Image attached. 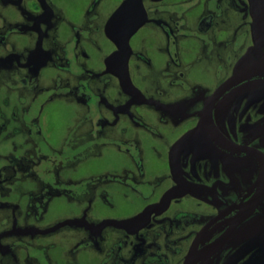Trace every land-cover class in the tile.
Returning a JSON list of instances; mask_svg holds the SVG:
<instances>
[{
	"label": "flooded vegetation",
	"instance_id": "obj_1",
	"mask_svg": "<svg viewBox=\"0 0 264 264\" xmlns=\"http://www.w3.org/2000/svg\"><path fill=\"white\" fill-rule=\"evenodd\" d=\"M263 58L264 0H0V264H264V70L213 98ZM62 98L89 131L65 127L40 187V118ZM73 131L129 155L100 195L130 209L49 208Z\"/></svg>",
	"mask_w": 264,
	"mask_h": 264
},
{
	"label": "rangeland",
	"instance_id": "obj_2",
	"mask_svg": "<svg viewBox=\"0 0 264 264\" xmlns=\"http://www.w3.org/2000/svg\"><path fill=\"white\" fill-rule=\"evenodd\" d=\"M189 47L190 52L184 54L185 59L193 57L194 50ZM161 59H158L157 66H155L156 72H158L161 65ZM194 72V71H192ZM160 80L164 82V79ZM168 81V80H166ZM166 83V82H164ZM177 94V93H175ZM84 110L80 104L76 105L74 102L67 100L66 98L55 99L53 102L46 104V107L41 114L40 122L44 125V135L49 139L48 142L41 141V143L35 146V150L38 155H45V160L41 162L39 171L42 175L39 186L46 185L53 171L60 166V159H58V150L61 148L59 142V135H64L66 126L74 124L82 118L80 113ZM77 120V121H76ZM80 122V121H79ZM80 127H86L80 122ZM70 129V128H69ZM87 130V127L86 129ZM85 130H83L85 132ZM89 131V130H87ZM72 132V137H69L66 148H69L68 155L70 162L67 164L69 173L73 180L71 192L69 195L55 197L54 195L49 204V208L60 209L61 207H71L72 209L80 208L82 204H93L94 207H100V213L103 208L108 207V203H115V205L123 208H119L118 211L130 209L132 203L128 204L132 200H139L137 196H133L128 200L124 196L110 192L113 196L102 197L100 195V178L106 175L105 172L110 173L113 170H117L125 165L133 168V163L130 161L128 154L117 150V147L102 144L100 142V136L93 138L91 134L84 136V139L77 138ZM43 135V136H44ZM61 135V136H62ZM27 138V137H26ZM92 138V139H90ZM143 149L145 152L147 168L149 171L157 172L163 171L164 164L161 161L156 160V157L150 150V144L143 143ZM31 146H25L26 152ZM65 149V145L62 146V150ZM64 163L61 167L64 168ZM65 169V168H64ZM31 181V180H28ZM103 181V180H102ZM104 184V183H102ZM37 185V184H36ZM24 187H29V182H24ZM102 188V187H101ZM116 190L115 188H112ZM112 191V190H111ZM55 197V198H54ZM26 198V197H25ZM65 209V208H64Z\"/></svg>",
	"mask_w": 264,
	"mask_h": 264
},
{
	"label": "water",
	"instance_id": "obj_3",
	"mask_svg": "<svg viewBox=\"0 0 264 264\" xmlns=\"http://www.w3.org/2000/svg\"><path fill=\"white\" fill-rule=\"evenodd\" d=\"M113 25V20H111V26ZM126 67V62L123 65V67ZM264 70V58L255 62L254 64H252L251 66H249L248 68L243 69L242 71H240L239 73H237L232 79L224 82L215 92L214 97L216 99V101L228 90L231 88L232 85L236 84L237 82H240L242 80H244L245 78H248L250 76L256 75L257 70ZM213 99V101L215 100ZM173 195V194H172ZM170 193V197L172 196ZM169 197V198H170ZM168 198V199H169ZM204 231V230H203ZM219 244H222L223 241L219 240L218 241ZM219 248V246L217 247V249ZM195 248L191 249V252L189 254V258H188V263L187 264H191V262L195 259V254H194Z\"/></svg>",
	"mask_w": 264,
	"mask_h": 264
}]
</instances>
